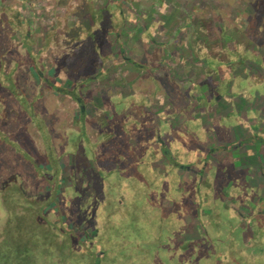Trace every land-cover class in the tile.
Instances as JSON below:
<instances>
[{"label": "rangeland", "instance_id": "374dc122", "mask_svg": "<svg viewBox=\"0 0 264 264\" xmlns=\"http://www.w3.org/2000/svg\"><path fill=\"white\" fill-rule=\"evenodd\" d=\"M0 264H264V0H0Z\"/></svg>", "mask_w": 264, "mask_h": 264}, {"label": "trees", "instance_id": "16d2710c", "mask_svg": "<svg viewBox=\"0 0 264 264\" xmlns=\"http://www.w3.org/2000/svg\"><path fill=\"white\" fill-rule=\"evenodd\" d=\"M94 258H95V261L94 262L97 263L99 260L97 259V257H94Z\"/></svg>", "mask_w": 264, "mask_h": 264}]
</instances>
